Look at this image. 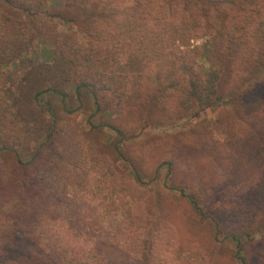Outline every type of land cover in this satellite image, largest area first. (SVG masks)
Listing matches in <instances>:
<instances>
[{
	"label": "rangeland",
	"instance_id": "rangeland-1",
	"mask_svg": "<svg viewBox=\"0 0 264 264\" xmlns=\"http://www.w3.org/2000/svg\"><path fill=\"white\" fill-rule=\"evenodd\" d=\"M104 1L103 16L116 25L110 32L102 22L98 29L107 38L105 55L100 60L94 52L100 60L94 69L74 68L71 75L92 76L102 111L95 114L94 96L83 88V103L73 97L74 112L49 141L30 142L23 161L0 153V264H16L9 259L29 252L45 264L52 251L57 258L66 252L74 264H239L232 233L243 236L247 264H264V74L234 68L220 85L225 101L184 116L177 106L180 69L209 74L207 46L217 35L185 25L180 38L169 23L138 30L136 0ZM253 1L256 28L264 24V0ZM44 3L47 23L35 27L39 16L0 0V18L19 27L7 38L25 53L16 63H0V105L31 134L35 120L51 122V113L41 114L49 102L35 95L55 74L69 77L54 70L49 51L60 38L90 43L82 30L91 12L62 0ZM148 36L161 53L150 51ZM160 36L171 39L154 38ZM77 80L64 89L72 93ZM46 96L60 112L61 96Z\"/></svg>",
	"mask_w": 264,
	"mask_h": 264
},
{
	"label": "trees",
	"instance_id": "trees-1",
	"mask_svg": "<svg viewBox=\"0 0 264 264\" xmlns=\"http://www.w3.org/2000/svg\"><path fill=\"white\" fill-rule=\"evenodd\" d=\"M5 1L15 8H27L23 10L22 14H29L35 17L39 16V23H33L35 27L40 26L41 22L44 25L47 23L43 17V15L47 13L48 9V5L46 3L43 4V2L47 0ZM62 1L70 9H79L82 13H88L87 11L91 12L88 19H86V25H84L85 27L82 30L90 38V43L88 45H80L76 39L68 42L66 41V38H60L65 41L57 40V46L49 51V53H51V55H49L50 61L54 70L56 67H59L57 73H60V70H62L61 72L69 77H62V79H58L55 74L52 79L53 82L49 84L50 86L38 91L35 95V100L38 101L39 97L43 96L49 102L47 109L45 105L43 106L41 114L47 111L51 113V118H49L51 122L42 118L35 120L33 124L36 128L35 134H31L29 129H25L26 127L19 130L15 122L7 116V109L3 105H0V153L3 151L13 152L18 160H24V155L30 151L28 148L30 142L41 140L42 143H45L49 141L52 135L58 131L59 123L62 117L74 112L75 107H73L70 102L73 97L79 98L80 103H83V88H88L94 96V103L96 106L95 114L102 111V105L98 95L90 87L89 82L92 76L77 75L73 77L71 75L72 69L74 68H77V70L79 68H81V70L94 69L92 67H95L99 60L97 57L95 58L94 52L98 53V55L99 53L105 55V50H102V48L104 47L107 38L104 34H99L98 36V29L103 22L104 24H110V32L114 30V18H109V15L107 17L103 16V11L107 9L105 8L104 0ZM31 6H37L39 8ZM41 6H45V9L40 10ZM3 7L5 6L3 5ZM134 8L135 19L133 24L138 30L148 29L153 31L152 28L156 25L160 23H162V25H167L169 23L176 28V31L180 32L178 33V37L180 38L187 35L186 32L182 31L185 25L188 27H201L202 32H206L204 35L207 33H214L217 35V37L214 38V41L210 42L211 46H207V54H209V58L213 62H211L212 68L209 74H204L203 76L205 77H203L197 72H194L192 70L193 68L189 65H185L182 69H180V73L183 77L181 78L182 82L178 83L181 84V93L177 106L180 110H183L182 113L184 116L189 113H191V115H195V112L193 111V107L195 106L200 107L201 109H206L207 107L209 108L210 106L219 105L221 102L225 101L226 98H224V96H226V94L221 89L220 85H223L224 83L222 81L223 75H230L234 68H241V70L245 69L250 72L251 76H256L259 72L264 74V28L262 29L261 26L264 24H256V28L252 26V15L259 11V7L258 5H255L254 1L136 0ZM112 15L116 16L115 13ZM129 19L131 20V17ZM173 20L176 21V24ZM240 29L243 31L241 35H235L233 33V31ZM10 30H14V33H16L18 32L19 27L17 28L14 25V22H12L10 17L3 15V17L0 18L1 65H8L9 62L25 55L22 51H14V46L12 45V40L10 39L11 37L7 38L6 35ZM148 38L151 42L150 51H158L161 53V51L154 49L155 45L152 43L153 37L148 36ZM154 38H159L160 40L166 39L167 41L171 39L169 37L164 38V36ZM125 43H127V45L130 44L128 41H123L121 42V46ZM136 44L134 45V61L139 64L143 52L140 50L141 47ZM101 58L102 57L100 56V60ZM137 66L140 67V65ZM63 68H65V70ZM250 68L252 69L249 70ZM71 79L78 80L74 91L72 93H68L67 89H64V87L69 81H71ZM94 79L95 78L92 80ZM49 92H53L55 95L61 96V100L64 105L62 106L60 112L53 103L51 104L52 100L46 96ZM17 114L24 116L20 113ZM13 116L17 115L13 114ZM24 117L21 118L25 120L26 118ZM18 126L20 127V123ZM259 126H261V123ZM258 130V127H254V131ZM193 205L196 210L202 212L198 202L193 201ZM231 236L237 246L235 255L239 264H247V259L245 255H243V252L245 251L243 236L237 235L236 233H232ZM31 240L32 239H29V242H31ZM55 252L56 251H52L49 255H44L46 259L45 264H74L75 260L70 258L69 254L66 252L61 251L62 256L59 258L55 257ZM9 261L16 264H37L39 259L33 252H29L21 254L16 258H11Z\"/></svg>",
	"mask_w": 264,
	"mask_h": 264
}]
</instances>
